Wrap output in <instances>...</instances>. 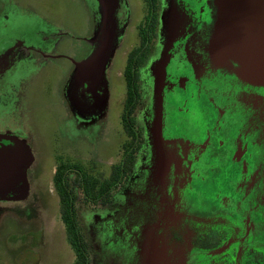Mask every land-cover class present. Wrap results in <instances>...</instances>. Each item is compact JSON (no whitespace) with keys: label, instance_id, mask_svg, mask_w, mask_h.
Instances as JSON below:
<instances>
[{"label":"flooded vegetation","instance_id":"obj_1","mask_svg":"<svg viewBox=\"0 0 264 264\" xmlns=\"http://www.w3.org/2000/svg\"><path fill=\"white\" fill-rule=\"evenodd\" d=\"M139 1L137 44L122 69L118 127L124 141L113 166H121L122 176L96 203H75L88 264L97 252L78 206L93 217L109 210L112 216L137 174L144 184V211L131 227L144 249L143 264H264V88L212 65L207 52L212 0ZM13 52H6L8 59ZM135 52L137 90L129 99L125 70ZM5 62L0 54V74L8 82L13 69ZM147 62L152 72L143 86ZM21 65L31 67L27 61ZM154 71L160 74L156 84ZM7 132L0 135L12 137ZM8 143L0 137L1 146ZM52 158L54 175L57 163L66 160ZM52 187L55 191L53 181Z\"/></svg>","mask_w":264,"mask_h":264},{"label":"rangeland","instance_id":"obj_2","mask_svg":"<svg viewBox=\"0 0 264 264\" xmlns=\"http://www.w3.org/2000/svg\"><path fill=\"white\" fill-rule=\"evenodd\" d=\"M138 14L139 0H0V54L13 69L8 82L0 74V111L7 113L0 115V132L23 136L35 159L26 199L0 201V264H72L52 157L100 179L117 164L122 69L137 44ZM144 67L143 86L150 62ZM126 185L112 216L109 210L93 217L78 206L97 252L92 264H143L131 221L144 211V184L137 174Z\"/></svg>","mask_w":264,"mask_h":264},{"label":"water","instance_id":"obj_3","mask_svg":"<svg viewBox=\"0 0 264 264\" xmlns=\"http://www.w3.org/2000/svg\"><path fill=\"white\" fill-rule=\"evenodd\" d=\"M215 10L207 52L212 65L238 81L264 88V0H212ZM155 84L160 74L153 72ZM156 94L160 108L161 99ZM0 145V201H22L33 155L23 140Z\"/></svg>","mask_w":264,"mask_h":264},{"label":"trees","instance_id":"obj_4","mask_svg":"<svg viewBox=\"0 0 264 264\" xmlns=\"http://www.w3.org/2000/svg\"><path fill=\"white\" fill-rule=\"evenodd\" d=\"M136 52L130 55L125 70L129 99L132 97L133 61ZM128 103V102H127ZM121 166H115L107 179L93 176L82 165L69 161H59L53 175V186L59 199V216L64 226L66 241L74 254L73 264H88V244L83 237L82 229L78 223L75 203L80 199L84 204L96 203L104 196L105 191L114 182L121 179Z\"/></svg>","mask_w":264,"mask_h":264}]
</instances>
